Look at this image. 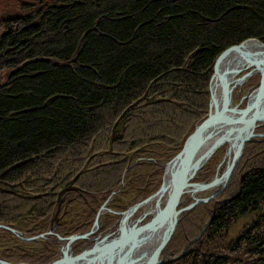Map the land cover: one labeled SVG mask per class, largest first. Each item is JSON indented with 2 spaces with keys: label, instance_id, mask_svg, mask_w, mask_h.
<instances>
[{
  "label": "trees",
  "instance_id": "1",
  "mask_svg": "<svg viewBox=\"0 0 264 264\" xmlns=\"http://www.w3.org/2000/svg\"><path fill=\"white\" fill-rule=\"evenodd\" d=\"M37 1V11L0 21V243L13 264L61 258L59 238L88 232L127 184L132 205L156 192L165 165L208 117L218 58L249 40L264 45V0ZM61 194L85 219L47 236ZM263 203L258 136L245 142L224 190L180 218L160 258L264 264V214L234 242L224 238ZM19 224L26 238L47 236L27 263L10 230ZM93 244L74 241L73 255Z\"/></svg>",
  "mask_w": 264,
  "mask_h": 264
},
{
  "label": "rangeland",
  "instance_id": "2",
  "mask_svg": "<svg viewBox=\"0 0 264 264\" xmlns=\"http://www.w3.org/2000/svg\"><path fill=\"white\" fill-rule=\"evenodd\" d=\"M37 2H38L37 0L36 1L35 0H0V21L3 19H6V18H11L14 16L22 15L25 13L26 10H27V12H30V13L37 11L36 9H34V6L37 4ZM24 6H27V7L30 6V7H28L26 9V8H24ZM40 6H41V4H38V7H40ZM4 32L5 31H2L0 29V35L3 34ZM249 41H256V40H249ZM256 42H258V41H256ZM214 73H215V69H214ZM251 74H252L251 69H246L238 77V79L242 78V80H243L242 84L243 85L242 84L238 85L237 87L234 88V90L232 92L231 103L234 105L233 107L237 106L239 108H244L246 106V103L244 102V98L247 97L251 92H253L257 87L262 85V84H260V81L262 83L261 74H257V75L253 74L252 76H251ZM213 76H214V74H213ZM213 76H212V79H213ZM210 86H211V83H210ZM208 108H209V112L213 109L211 88H209V106H208ZM191 136L192 135H190L187 138L182 149L184 148L185 144L189 141ZM258 136L264 137V122H263V120H261L259 122L257 120L256 127L254 130V137L248 139L246 142H249L251 140H256V138ZM226 153H227V146L226 145H221V146L217 147L215 149L214 154H212V156L206 162V164H207L210 161V159L213 158L208 163V165L206 167L207 169H205L206 164L203 165L201 168H199L198 171L196 172V174L194 175V177L192 178L191 183L201 184V183L209 182L218 173L220 165L222 166L220 170H221V172H223V170L225 169V164H223V163L221 164V162H223L224 159L226 158ZM216 157H217V160H216ZM141 160H143V159L140 158L136 161L137 165H141V164H139V162ZM152 163L159 165L158 159L156 158V156H152ZM167 164L165 165V168H166ZM236 165L234 166V168L236 167ZM153 168L154 167H152V170H155ZM165 168L163 170L164 174H165ZM209 170H211V171H209ZM139 172H140V170H139ZM211 172H212V174H211ZM164 174L162 176V181H163ZM204 178H206V179L204 180ZM224 188H225V186H221V187L215 189L214 191H202L200 193L195 194V196L193 195V192H189V193L185 194L182 198V203H180L179 206L177 207V210L181 211L179 217L183 218V217H185L186 212H188L192 208H194L200 204H206V202H208L210 199H212L214 196H216L221 190H224ZM128 189H129V184H127L125 186V190L123 192H121L119 194L115 193L107 199V201L101 206V208L98 209L97 216L95 218V221H94L91 229L88 232L81 234V235L86 234V237L83 239H78V240H85V241H89V242L93 241V243H94L93 247L90 249H94V248H99L101 246H104L105 243L110 242V240H113L114 238H116L120 235L121 230H122L121 229V227H122V217H121L122 214L120 213V211L111 212L110 208H117L119 210H125V209H128L132 205L131 200H132V197L134 196L135 189H134V191H133V189H130V190H128ZM57 198H58V196H57ZM58 199H59L58 210L54 216V220L51 222V225L48 227V232L45 233L47 236H49V235L54 236V234H55L54 230L55 229L66 231L67 228L70 227L75 221L85 219L84 214L81 212H76L74 210L73 205L70 204V201H71L70 196H66L64 194L63 195L61 194L60 198H58ZM60 201L62 202V204H64V211L59 214V212H60ZM259 208H260L259 211L258 210L255 212L250 211L246 214H242V215L238 216L235 223L232 224L230 229H228L227 234H225V236H224L225 243L234 242L236 239L239 238V236L242 233L247 231L248 228L251 227L259 219V217L261 215L264 214V203L261 204ZM146 215L147 214H145V211L141 209L139 212L135 213L134 216L129 220L127 227L131 228L135 224L141 225V224H144L145 222L149 221L151 219V216L150 215L146 216ZM103 226H104V229H103ZM17 229L22 230L21 235L19 234ZM10 230L17 236L16 238H18V241L15 243L18 246H21L22 248H24L26 250V251L23 250V253H26V255L28 256V259H26V263L30 259V252L34 251L36 245H39V246H41L42 244L46 245L45 241L47 240V236L45 237L43 234H40V235H34L35 236L34 239L29 238V237L26 238V236L27 235L29 236V234L24 229H21L20 224L15 225V227H10ZM70 238H68V237H60L59 238L63 242L66 241V245L60 246V251L61 250L64 251L63 256L65 255V253H67L69 256H73L74 246H72L71 244H73L74 241H70ZM201 238L202 237H200L197 241H201ZM224 238L222 240H224ZM14 241H15V239H14ZM22 242H24L25 244H23ZM35 242H36V244H35ZM193 242H194V240L193 241L190 240V242H188V244H186L185 247L189 244L191 245ZM4 245H2L0 243V259L7 262V263L13 264L7 260H4L3 257H5L8 254H5L4 256H2L3 252L5 251ZM208 248L209 247L204 248V249H208ZM212 248H214V246ZM90 249H85L82 252L90 250ZM187 249H186V251H187ZM181 255H182V253H181ZM177 258H178V256H176L174 253H172L171 255H166V256L160 258V261H163L162 264H168V263L172 262L173 260H176ZM243 259L245 260L246 258L243 257Z\"/></svg>",
  "mask_w": 264,
  "mask_h": 264
},
{
  "label": "bare ground",
  "instance_id": "3",
  "mask_svg": "<svg viewBox=\"0 0 264 264\" xmlns=\"http://www.w3.org/2000/svg\"><path fill=\"white\" fill-rule=\"evenodd\" d=\"M246 69H251V76L253 74H261L262 83L260 84L262 85L257 87L253 92L245 97L244 102L246 103V106L264 110V45L256 41H248L238 47L229 50L220 58L210 86L213 107L212 111L222 109L224 107L231 108L234 106L231 103L232 92L235 87L243 83L242 78L238 79V77ZM255 124L256 120L254 119L246 117H236L232 120H229L227 122L225 121L217 125L210 132L207 142L200 149L195 158V162L191 168V172L195 173L199 168L205 165L212 154H214L212 151L221 145L227 146L226 158L223 162H221V164H225V169L223 170V172H221L220 169L222 166L220 165L218 173L207 183H201L197 185H192L190 183L191 185L189 184L184 190L180 203H182L183 196L189 192H193V195L195 196V194L202 191H214L221 186L226 187L228 183L227 169L234 164H238L241 160L245 147V144H241L243 141H246L249 138L253 137L251 136V133L253 130H255ZM171 170L172 169L170 166L167 174H165L163 177L160 188L155 192V196L153 198H146L145 200L129 207L127 210L121 213V236L127 234L135 226L138 225L135 224L131 228L127 227L129 220L134 216L135 213L139 212L142 209L145 211V214H147L146 216L150 215L152 218L157 213V210L163 208L168 193L167 185ZM161 234V232L142 233L139 236L136 245L132 248L130 254L124 260L123 264H145L148 257L151 255L152 251L158 244L159 240H161ZM119 236L114 239L119 238ZM107 243H105L104 245H106ZM121 248L122 242L115 244L113 247L107 250L102 258L98 259L94 263H103L115 259L120 254ZM94 253L95 251L85 253L83 255V259L86 260L90 258L92 255H94ZM88 264H92V262H89Z\"/></svg>",
  "mask_w": 264,
  "mask_h": 264
},
{
  "label": "water",
  "instance_id": "4",
  "mask_svg": "<svg viewBox=\"0 0 264 264\" xmlns=\"http://www.w3.org/2000/svg\"><path fill=\"white\" fill-rule=\"evenodd\" d=\"M238 46H233L229 48L218 58L215 65V70L220 58L229 50ZM236 117L251 118L256 120L257 122V120H264V110L250 106H246L244 108H239L237 106L231 108L224 107L222 109H217L215 111L211 110L208 114L207 119L196 129V131L190 137L189 141L185 144L184 148L172 160L168 162L165 168V174H167L170 166L172 170L170 172L168 179V185H167L168 193L163 208L157 210V213L149 221L145 222L144 224L135 226L127 234L122 236L120 235L119 238L111 240L106 245L99 248L90 249L73 256H69L67 253H65V255L62 258L53 261L51 264H69V263L88 264L89 262H92V264H123L124 260L130 254L132 248L136 245L139 236L142 233H151V232H155V233L161 232L162 233L160 235L161 240H159L158 244L152 251L151 255L148 257L145 264H162L163 261L159 260L161 253L169 243L179 223V215L181 211L177 210V207L181 202V197L184 190L191 183L192 178L197 172V171L195 173L191 172V168L195 162V158L197 154L199 153L200 149L204 146V144L207 142L208 135L210 134V132L217 125L225 121L227 122L229 120H232ZM251 136L254 137V130L252 131ZM246 141H243L241 145H244ZM212 152L214 153L215 149ZM234 166L235 164L227 169L228 170L227 182L230 179L229 177L234 169ZM191 184L193 185L194 183ZM154 196L155 193H153L150 197H148V199H151ZM209 224L210 222H208L207 225ZM203 233L204 230L201 231V233L198 235V237L194 239V241H197L203 235ZM85 237L86 234L80 236L76 235L71 237L70 241H76L78 239H83ZM119 242H122V248L120 254L115 259L103 263H94L98 259L102 258L108 249H110ZM189 245H187L184 248L182 255L185 253ZM90 251L93 252L95 251L94 255L84 260L83 255ZM0 264H10V263H7L0 259Z\"/></svg>",
  "mask_w": 264,
  "mask_h": 264
}]
</instances>
